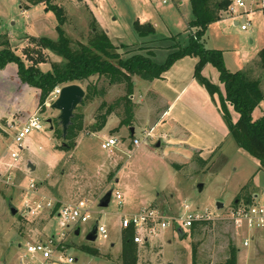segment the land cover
Listing matches in <instances>:
<instances>
[{"label": "rangeland", "instance_id": "obj_1", "mask_svg": "<svg viewBox=\"0 0 264 264\" xmlns=\"http://www.w3.org/2000/svg\"><path fill=\"white\" fill-rule=\"evenodd\" d=\"M87 1L92 0L54 1L65 9V30L74 48L90 40L95 19L101 26ZM106 1L111 9L110 18L117 17L124 24L121 26L127 39L136 37L135 1L139 0ZM142 1L146 5L150 4L154 14L161 18L162 25L172 30L183 29L186 20L193 18L190 0H182L179 7L176 5L177 0H168L169 4L162 3V0ZM243 1L244 7L237 6V12L226 13L224 21L209 24L205 34V38H208L207 47H224L231 68L234 67L232 58L239 60L245 53H252L251 56L254 57L264 46V9L256 5L257 1L261 4L262 0ZM171 6L174 7L173 11H167ZM37 7L40 15L30 20L29 9ZM0 17L4 21V28L1 29L2 23L0 24V42L10 40L13 48L21 55L27 49L30 56H36L38 49L28 39L30 34L58 38L57 18L45 3L0 0ZM8 17L10 18L7 19ZM244 17L250 22L247 31L241 28ZM236 21L238 24H235ZM8 30H13V34L9 36ZM140 44L156 47L166 43H162L161 39H151L150 35L143 38ZM138 49L139 46H127L120 47L119 51L127 57ZM169 52L168 48H158L154 60L164 62ZM44 54L47 61L41 63L40 67L45 71L51 69L55 62H65L62 56L49 50H44ZM6 67L11 73L18 71L16 63H9ZM202 72L212 82L221 85L224 91L216 67L207 64ZM138 77H132L134 82ZM15 78L18 85L10 81L4 82L5 80L0 82V110L10 114L8 111L12 109L14 117L7 124V130H2L4 127L0 126V264H20L18 255L25 242L44 239L63 230L67 231L66 245L78 256L77 264H120L123 229L120 224L121 213L139 210L147 204L160 207L171 216L182 213L185 204L191 205L193 209H208L213 216L205 219L209 222L196 229L186 228L182 236L170 228L166 237L163 236L154 243L138 245V264H220L228 256L231 244L239 248L238 264H264V232L237 228L228 217L230 207L240 200L234 201L239 193H242L241 200L251 194L255 200L264 202V167H261L258 158L239 146L237 149L234 138H229L224 148L214 151L210 156L208 152L202 153L198 147L187 145L197 143L200 138L199 113L195 109L203 110L202 99L196 100L194 111L186 108L183 103L175 107V112L179 111L181 114L182 119L176 122L181 129L186 122L183 118L188 117V121L193 122L186 127L194 133L190 135V131L181 130L175 136L179 141H169V132L156 127L165 111L154 108L153 98L152 101L149 99L153 97L151 92H148L144 107L138 111L136 120L134 117L131 124L134 126V133L130 129L131 125L119 126L120 115L117 113L123 112V107L117 108V113L110 114L107 124L99 131L94 129V122L100 106L103 102L113 103L125 95L127 86L124 83L109 84L103 77L91 76L78 81L86 95L75 110L84 115L83 127L76 137L75 146H62L63 140L68 142L69 139L64 138L59 131L62 129L58 118L60 111L51 107L52 102L46 101L44 111L40 107L35 111L44 119L43 130L32 131L22 142V147L13 145L21 157L14 168L7 170L5 161L12 159L9 157V146L13 144L14 132L26 120L19 117L15 107L23 97L30 101L32 107L36 102L32 93L24 94L21 91L17 95L13 94L15 88L21 90L24 86ZM140 80L139 88L143 90L147 81L142 78ZM102 87L107 90L104 96H100L97 91ZM135 92L134 83V93L131 95L133 101ZM162 105L163 103L158 104L160 107ZM230 110L238 117V112L232 106ZM48 117L52 118V128L46 122ZM108 136L116 137L118 142L111 148H103L101 143ZM158 139L161 144L156 146ZM30 161L35 164V168L29 165ZM199 183H203L202 189L198 187ZM110 188L113 192L122 191L123 204H119L114 196L108 206L98 204L99 199ZM81 197L94 200L93 216H102V221L109 230V238H102L100 235L94 241L86 238V233L92 228L95 219L81 223L79 234L67 226H62L57 216L58 208L64 202H74ZM49 201L52 204H48ZM217 201H223L224 206L219 207ZM11 203L17 206L16 213L11 212ZM39 203L44 206L37 209ZM245 236L251 237L250 245L243 244ZM86 246H94L100 252L93 254Z\"/></svg>", "mask_w": 264, "mask_h": 264}, {"label": "trees", "instance_id": "obj_2", "mask_svg": "<svg viewBox=\"0 0 264 264\" xmlns=\"http://www.w3.org/2000/svg\"><path fill=\"white\" fill-rule=\"evenodd\" d=\"M54 1L28 0L33 4L45 3L57 18V39L47 36H27L38 49L36 56H30L27 49L21 55L13 48L9 40L0 43V69L5 68L9 63H16L21 82L39 90L38 106L43 111L46 109L47 99L56 86L63 87L98 75L109 84H126L127 92L113 103L103 102L96 114L94 129H102L106 125L109 115L113 112L117 113L116 109L119 107H123V112L117 113L120 115L119 126L131 125L135 111V103L131 98L135 83L132 77L137 75L150 81L162 78L163 74L179 59L186 56L197 57L198 62L195 66L194 76L212 96L218 95L221 111L229 126L230 134L240 147L258 158L261 167H264V114L256 118L253 116L254 109L264 100L262 80L260 77H252L247 70H229L225 64L223 50L207 48L203 41L209 24L220 20L228 13L233 0H191L193 18L188 22V27L193 31L188 35L185 44L176 42L170 46L172 51L162 63L154 61L151 56L152 52L135 51L127 57L123 56L119 48L126 46L116 45L96 19L92 26L90 40L87 43H80L77 48H74L65 30L67 21L65 9ZM134 29L143 38L155 34L156 31L152 23H142L139 20L134 21ZM44 50L62 56L65 62H55L51 69L44 71L40 67L41 63L47 61ZM206 64H212L217 68L224 91L221 90L219 84L212 82L203 74L202 71ZM256 65L264 69V47L259 51ZM97 91L100 96H104L107 92L105 87ZM230 106L238 112V117L235 120H233ZM105 107H107L106 111H103ZM83 116V113L77 111L72 116L66 134L69 141L68 145L64 146L65 148L75 146L76 137L83 127ZM59 131L63 135V129H59ZM241 197L242 193L237 194L234 201ZM246 198L249 201L255 200L251 194L246 195ZM207 222L209 221H196L191 228L192 230L196 229L199 225ZM85 248L93 254L100 252L94 246ZM238 250L239 248L235 244H231L228 256L220 264H238ZM120 264H138V244L133 241L130 228L122 229V262Z\"/></svg>", "mask_w": 264, "mask_h": 264}, {"label": "crops", "instance_id": "obj_3", "mask_svg": "<svg viewBox=\"0 0 264 264\" xmlns=\"http://www.w3.org/2000/svg\"><path fill=\"white\" fill-rule=\"evenodd\" d=\"M177 1L178 2H176V1L175 2H176V5L179 7V5H181L183 2H182V0H177ZM87 2L89 4V6L91 5L90 6L91 10L94 11V14L97 17L98 21L101 23V26L108 32L111 39L113 41L118 40V42L115 41V43H120L121 45H125L126 47L130 46L132 48H137L139 46V49L136 51H138V52L141 51L144 53L152 52L151 56L153 59H154V55L156 54V50L158 48H168L171 52L172 48L170 46H172L176 42H180L181 44H185L188 40V35L190 34V32L193 31V29L188 27V22L191 19L186 20V26H184L183 29H180L179 31L172 30L170 27L167 28V26H164V24L162 25V22L160 21L161 18L159 19L154 14V9L150 8L151 7L150 4L146 5L142 0H139V2L135 1L136 5H137V11H136L137 18H136V20H139L142 23H144V22L152 23L155 26L156 31H155V34L151 35V39H161L162 43H166V44H159L156 47H151V46L148 47V46H145L143 44L139 45V43H141L143 41V37H140L139 35H137L134 38L132 37L131 39L130 38L127 39V37L125 35V30L121 26L124 24L121 23V21H118L117 17H114L113 19L110 18L111 9H110L109 3L106 0H92V1H87ZM96 3H98V4L96 5ZM164 4H169V1H167ZM190 4H191V0H190ZM257 4L260 5L259 8H263L264 0H262L261 4L259 1H257L256 5ZM191 8H192V6H191ZM173 9H174V7L171 6L170 10L167 9V11H173ZM29 10L31 12L30 20L35 18V16L40 15L39 14V7L33 8V9L30 8ZM225 15L220 20L213 22V24L214 23H220L221 21H224ZM9 18L10 17H8L7 19H9ZM4 19H5V17H4ZM3 22L4 21H3L2 17H0V24L2 23L1 29L4 28ZM235 24H238V22L236 21ZM176 27L179 28V26H176ZM242 30H244V29H242ZM8 31H9V36L11 34H13V30H8ZM245 31H247V30H245ZM25 32H27V31H25ZM27 33H31V32H27ZM30 35H33V34H30ZM35 35L39 36L37 34H35ZM130 35L131 34H129V36ZM170 37H173V38L171 39ZM203 41H204L205 46L207 47L208 46L207 45L208 38L207 37L205 38V35L203 37ZM0 43H2V41ZM218 46H221V45H217V46L212 45V47H207V48H216V49L223 50L225 64L229 70H231V71L247 70L252 77H260V79L262 80V87L264 88V69H261L256 65V61L258 59L259 51L264 46L258 51V53L254 57L251 56L252 53H245L242 55L241 59H239V60H234L232 58V60H233L232 65H234V67H233L234 69L231 68V66L229 65V63L227 61V58H226L227 53L225 52L224 47L221 48ZM121 48H123V47H121ZM133 52H135V51H133ZM197 62H198V58L192 57V56L191 57L186 56L182 59H179L177 62H175V64L167 72H165L163 74L162 78L154 79L151 81L146 80L147 85L144 86L143 90L139 88V82L141 80H140V77H138L135 80L136 92L132 96L134 98V103L137 105V109L134 111V117L136 120V118L138 116V111L144 107V104L147 100L146 97H148L147 96L148 92H151L153 97H151L149 99H150V101H152V98H153L154 103L153 102L152 103L154 104V108L156 110L165 111V114L156 123V127H158V129L161 131L164 130L165 132L166 131L169 132V134H167L170 136L169 141H171V142L179 141V140H177V138L175 136L178 135L181 130H185L187 132L190 131V133H191L190 135H192V133H194V131H192L188 127H186L189 124L192 125L193 122L188 121V117L183 118L186 122H185V125L182 123L184 125V127H183V129H181L180 125H178V123H176L182 119L180 117L181 114L179 111H177L178 114L175 112V107L179 103H183L186 108H188L191 111H194L193 108L195 109L194 104L197 103L196 100L199 101L202 99L201 105L203 107V110L198 111L197 109H195L199 113L200 122L198 124H199L200 138H199L197 143L193 142V143H188L187 145L198 147L199 150H202L201 151L202 153L208 152V155L210 156L213 154L214 151L216 152V151L224 148L223 146H224L225 142L229 138L230 139L233 138V136L230 134L229 126H228V124H227V122L223 116V112L221 111L220 101H219L218 95L212 96L205 89V87L201 85V83L197 80V78L194 76L195 66H196ZM7 68L8 67L0 69V82L2 80H5L4 82L10 81V82H13V83L18 85V83L15 81L16 80L15 77H17L20 80V78L18 76V71H17V73L16 72L11 73V71L7 70ZM10 69L13 70V68H10ZM3 78H5V79H3ZM23 85L24 86L21 90L18 87L15 88V90L12 89V90H14L13 94L17 95V93L21 92V91H23L24 94H26V93L31 94L32 93V95L36 98V102L34 103V107H32V104L29 103L30 101L28 102L27 99L23 97L22 101H20V103H18V105L15 107L16 108L15 111H17L16 113L19 114V117L28 119V117L31 114L35 113V111H37V109L39 108V106H38L39 90L35 87H31L30 85H28L26 83H23ZM220 88L223 91L221 85H220ZM9 93L11 94V91H9ZM4 96L7 97V95H4ZM6 97H4V98H6ZM8 99H9V97H8ZM16 102H17V100H16ZM160 103H163V105L161 107L158 106V104H160ZM8 108H6V109H8ZM12 111L13 110L11 109V111L10 110L8 111L11 113L6 114L5 111L1 112V110H0V112H1L0 117L2 119V121H0V126L4 127V129H2L4 131L7 130V129H5L6 127H8L7 124L11 123V120H13V118H14L12 115V113H13ZM24 114H28V115L25 117ZM231 114H232L233 120H235L237 118L235 116V113H233V111H231ZM263 114H264V100L260 103L259 106H257L254 109L253 116L256 118V117H259ZM119 122H120V119H119ZM11 125H13V124H11ZM102 129H100L99 131H101ZM236 146H237L236 148L238 149L239 145L237 144ZM239 148H240V146H239ZM257 195L258 194H255V196H257ZM245 200H247V198H245ZM254 201H256V200H254ZM94 223H95V221H94ZM263 230L264 229L255 230L254 232L261 233V232H264ZM75 233H76V231H75ZM113 244H114V242H112V245Z\"/></svg>", "mask_w": 264, "mask_h": 264}, {"label": "built area", "instance_id": "obj_4", "mask_svg": "<svg viewBox=\"0 0 264 264\" xmlns=\"http://www.w3.org/2000/svg\"><path fill=\"white\" fill-rule=\"evenodd\" d=\"M167 1L162 0L163 3ZM237 6L244 7V1L233 0L229 6L228 13H236ZM249 26L250 22H247L244 17L241 28L247 30ZM61 89L62 86H56L47 101L54 102L58 98ZM43 128L44 119L38 112H35L16 129L13 144L9 146V157H12V159L5 161L7 170L14 168L21 157L13 145L22 147V142L32 131L43 130ZM117 142L118 139L116 137L108 136L104 138L101 144L103 148H111ZM32 185L34 186L33 183ZM113 196L119 204H123L124 195L122 191L115 190V192H112ZM93 202L94 200L89 197H81L74 202H64L57 210L60 223L62 226H67L71 230L76 231V229L81 228V223L95 219L94 221L98 220L97 237L100 235L102 238H109V230L106 223L102 221V216H93ZM48 204H52L51 201ZM43 206L44 204L39 203L37 209ZM212 216L208 209H193L189 204H185V209L177 216L168 215L160 207L147 204L133 212H122L120 224L122 228H130L132 230L133 241L141 246L154 243L162 239L163 236L166 237L170 228L176 231L179 227L186 229L192 227L194 222L209 219ZM228 217L237 228L244 227L248 230L264 229V202L240 199L230 207ZM66 233L67 231L63 230L52 233L44 239H33L25 242L18 255L20 264H77L78 256L66 245ZM250 242L251 237L245 236L243 244L249 245Z\"/></svg>", "mask_w": 264, "mask_h": 264}, {"label": "water", "instance_id": "obj_5", "mask_svg": "<svg viewBox=\"0 0 264 264\" xmlns=\"http://www.w3.org/2000/svg\"><path fill=\"white\" fill-rule=\"evenodd\" d=\"M86 91L85 89L78 83H73L69 85H65L62 87L61 92L56 100L52 102L51 107L54 109H57L60 111L58 118L62 124V129H63V137L66 138V134L69 128V125L72 121V116L75 113L76 108L82 103L83 99L85 98ZM46 122L50 123L52 122V118L48 117L46 119ZM53 125L51 124V128ZM131 131L134 133L135 129L134 126L131 125ZM161 144V140L158 139L156 141V146H159ZM68 142L66 140H63L62 146H67ZM29 165L32 168H35V164H33L31 161ZM198 187L200 189L203 188V183H199ZM112 192L113 189L110 188L106 193L99 199V205L100 206H108L111 198H112ZM238 199H236L237 201ZM217 205L219 207L224 206L223 201H217ZM10 209L12 213H16L18 208L14 204H10ZM97 226H98V220L95 221L93 224L92 228L88 230L86 233V238L88 240L94 241L97 239ZM179 234L182 236L185 233V230L182 227H179L177 229ZM81 232V228H78L76 230V234H79Z\"/></svg>", "mask_w": 264, "mask_h": 264}]
</instances>
